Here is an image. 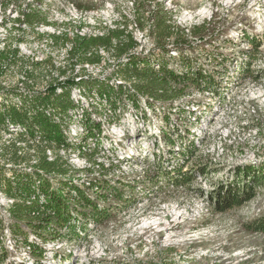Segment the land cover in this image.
<instances>
[{
	"label": "built area",
	"instance_id": "built-area-1",
	"mask_svg": "<svg viewBox=\"0 0 264 264\" xmlns=\"http://www.w3.org/2000/svg\"><path fill=\"white\" fill-rule=\"evenodd\" d=\"M27 2L25 1L20 9H17L14 4H9L8 7H5L2 5V1L0 2V10L4 8L5 12L13 8L16 11L14 16L16 24L12 26L13 28H8L7 24L4 25L3 21L0 20V27L3 30H7L8 28V32H6L9 33V37L16 35L13 40V48H16L18 51V62L16 65L9 66H23L21 69L22 76L14 82L13 86L6 87L5 83L0 86V100H2L3 94L8 91L6 89L10 88H17V91L25 96H45L50 91L55 90V92L61 93L66 88H70L71 100L76 105V108L70 112L69 117L65 120V135L67 136V145L70 148L64 146L47 148L46 155L48 160L50 162L55 161L53 154L57 155V159H59L64 153L77 151L78 160L82 159L85 163H89L90 169L91 167L102 168L104 172L113 171L112 174L115 175L109 176L108 174H104L103 176H99V174H96L97 176L94 177H80L77 173H83L86 168H83L81 171L74 170L67 163L68 169L71 170L67 175L57 173L45 174L40 171L41 174L45 175L55 185L57 192L63 197L69 194L70 197L77 198L79 197L77 191H81L95 203L98 211L107 209L110 217L98 221L99 218L96 216V211H94L92 206L88 209L74 206L72 199V201L67 203L72 207L74 219L71 223L76 230L75 234L71 236L69 235V229L63 228L59 238L43 239L29 228H25L28 243L23 239H16L13 236L12 226L14 221L12 210L16 200L8 196L0 188V239L2 240L0 244V264H45L49 260L56 261L54 262L55 264H64L62 260L65 257V253L59 254L58 251L60 250L58 248L54 249V247L58 246L59 242H63L65 239L73 240L77 243L85 242L90 237L88 236V232L92 227L100 226L105 221L113 218L114 213L125 212L131 207L128 201L133 196V192L136 191L135 188L139 185H147L150 190L157 188L172 192L173 189H175L174 191L177 190L179 183L181 186L185 185L189 188V181L191 179H196L197 175H206L212 166H216L218 169L213 173L214 175H219L221 173L220 170L227 167L228 169H236L235 165L237 163H235V157L240 159L242 157L241 154L235 153L225 158L227 162L220 163L215 159L213 160V158L211 161L203 160L199 153H204L203 151L212 144L215 134L219 131V126L221 125L220 118L227 112V107H220L218 108L220 112L214 117L215 108L211 104H215L216 101H222L221 104L225 103L224 101H228L229 103L231 98L226 100L227 92L233 89H241L245 78L249 75L250 67L246 65L244 68L241 65L244 64L242 63L243 60H238V58L249 59V55L243 57V54L249 52L251 47L250 44L244 43L246 35L243 31L239 33L232 31L230 38L228 37L229 33H224L225 36H223V33L220 34V30L213 27L216 31L213 36L191 39L192 51L188 49L185 53H180L172 49L166 56L165 60L169 64V69L182 74L187 72V70L185 67H180L177 62L180 60V55H184L185 59L194 65V71H203L214 78V91L211 89L192 91L190 95L174 101L173 105H163L160 101L153 102V100L143 96H139L137 104H134L125 97L122 104H119V109L114 112L110 106L105 105L97 97L94 89L88 91L86 87L88 83L93 84L95 81H105L115 88L120 85L132 88L130 82H126L116 75L117 63L113 57V63H109L110 71L107 72L102 69L103 65L104 67L107 66L103 58L104 53H107V51H100L102 60L98 64L74 62L71 65L68 53L67 67L63 68H56L51 57L45 56L39 59L35 58L31 51H26L29 56H24L21 53L26 47L27 38L31 39L32 42L37 40L39 43L44 41L47 45H54L51 35H47V39L43 35L48 30H52V36H63L66 34L72 40L77 37H87L84 33L83 25H99L97 19H100V15L105 14L104 12H111L112 8L106 7L105 10L99 12H83L74 4H68L63 12L53 11L52 14H49L44 9L36 8L33 4L35 0H27ZM131 5L135 8V2L132 0ZM11 9L9 11H12ZM154 9L155 7H153ZM166 11L169 12L171 10L167 9ZM31 13L40 14L45 18L46 22L32 25L26 23L25 14ZM117 13L121 18L119 22H122L123 18L128 20L127 16L122 12L119 11ZM172 17L171 24L177 28L176 18ZM119 22H116V28ZM152 23L151 21L145 30H141L138 28L134 17L133 24L135 30L138 31L139 35H142L140 33L144 32L149 37L141 41L138 39V34L133 36L135 42L138 44V47L135 49L137 55L152 57L158 52L155 39L150 35ZM129 27L130 25L128 26V30L132 33ZM100 29L104 33L89 37L104 36L109 30ZM183 30L187 34H191L192 31L188 28H183ZM139 31L141 32L139 33ZM6 37L2 40L3 45L0 48V54L8 47L7 43L4 42L7 39ZM168 41L169 43L173 42L172 39ZM229 45L232 48H228ZM63 46L69 48L70 52L71 43L68 42ZM48 60L52 62L55 69L52 70L46 67ZM38 63L44 64V66L41 67V70H43L40 74L41 77L35 79L32 77V74H37L35 73V64ZM157 63L156 67L159 69V61ZM0 66H2L3 70V79H6L7 74L5 70L7 65L0 62ZM257 69L251 72V78L254 80L253 83L255 85L260 83V80L264 78V63L262 67L260 66ZM60 70L64 74L60 73ZM229 73L232 74L234 80L230 85L224 87L221 81ZM54 79L57 82L53 81ZM260 85L263 84L261 83ZM193 95H198L200 97L198 99L202 100L191 99ZM204 100H208L210 103L202 102ZM16 103L17 107H23V103L19 99H17ZM206 104L209 107L204 109L203 106ZM87 112L90 114L93 125L96 122L100 126L99 129L96 130L93 127L87 126L85 118ZM128 114L131 115L130 119L127 118ZM126 119L132 126H138L139 128L131 129L125 127L123 120ZM91 132L93 135H90ZM42 142L39 136L29 134L28 130L23 126L14 125L10 122H7L5 126H0V168L28 173L39 171L36 168L37 160L35 153L37 146L42 144ZM105 142L108 144L105 145ZM13 143H16L20 148V156H26L31 159L23 163L11 161L5 150ZM235 145V142H229L228 144L221 143L218 147V157H222L226 149L234 148ZM85 153L93 156V162L88 161V157V159L84 157ZM101 153L102 155H112V157H115L117 164L106 168V164L95 159V155L99 156ZM244 158L245 160L240 161L239 164H256V162L259 163L262 160L260 157L256 159L255 156L253 158ZM181 161L185 164L184 167L181 166L180 168V172L183 174L178 173ZM205 165L208 168L204 169L205 172H202L203 170L200 167ZM142 166H149V171L141 173ZM135 167H140V172H137ZM90 169L86 171H91ZM237 181L243 186L244 183H250L251 177H247L245 180L243 177H238ZM64 183H67V186L63 188L62 184ZM128 188L131 192L129 195L123 193V190ZM118 191L122 192V196L126 200L124 203H120L115 198V192L117 194ZM99 196L102 198L99 199ZM110 198L113 199V202ZM118 206L119 208H117ZM33 246L36 249L38 248V251L36 250L38 253L35 252Z\"/></svg>",
	"mask_w": 264,
	"mask_h": 264
},
{
	"label": "rangeland",
	"instance_id": "rangeland-1",
	"mask_svg": "<svg viewBox=\"0 0 264 264\" xmlns=\"http://www.w3.org/2000/svg\"><path fill=\"white\" fill-rule=\"evenodd\" d=\"M1 1L10 2L17 9H20L25 1L28 3L27 0ZM132 1H135V8L132 7L131 0H35L33 4L49 14L53 11L63 12L68 4H74L83 12H99L106 7H111V12H104L105 14L97 19L99 25H83L87 37L104 33L100 28L116 29V22L121 20L117 13L119 11L127 16L130 22L129 29L134 36L138 34L133 24L134 17L139 15L140 18L148 19L150 8L153 11V7H157V2H160L159 4H162L166 10H171L170 15L176 18L177 26L181 29L192 30L208 22L212 29L216 27L223 36H225L224 33H229L230 38L232 31L238 33L243 31L246 35L244 43L251 45L249 52L243 54V57L249 55V59L238 58V60H243L244 64L241 65L244 68L246 65L250 67L249 75L245 78L241 89L227 92L226 100L231 98L229 103L224 101L225 103L221 104L222 101H216L215 104H211L215 108L214 117L220 112L218 109L220 107H227V112L220 118L221 125L212 144L203 151L204 153H199L203 160L211 161L213 158L220 163L227 162L225 158L235 153L241 154L242 157L240 159L235 157V163H237L235 170L227 167L220 170L219 175H214L213 173L218 169L212 166L206 175H197L196 179H191L189 188L179 183L176 191L173 189L169 192L157 188L150 190L147 185H139L128 201L131 207L125 212H116L110 220L98 227H92L88 232L90 237L85 242L77 243L65 239L54 249L58 248L59 254L65 253L62 260L64 264H264V234L248 231L245 227L246 224L264 218V184H259L253 190L254 195L248 198L251 191L243 194L240 191L242 185L237 181L238 170L264 168V78L256 85L251 78V72H254V69L258 70L257 68L262 67L264 63V0H232L231 3H228V0ZM255 4H257L256 7H254ZM3 9L0 10V20L10 28L16 24L14 22L16 11L10 8L12 11L8 9L4 12ZM185 16H189L190 19H185ZM7 30L0 27V48L6 36L7 39L4 41L6 45L14 47L13 40L16 35L9 37ZM52 34V30H48L43 35L47 39V35L52 36ZM140 34L142 35L137 36L141 41L149 38L144 32ZM248 39L250 40L247 41ZM26 40V47L21 52L24 56H29L26 51H31L35 58L51 57L56 68L67 67L69 48L47 45L44 41L32 42L29 38ZM230 47L231 45L228 46ZM103 58L107 66L101 67L109 72V63H113V58L108 52L104 53ZM6 67V79H3L0 71V75L2 74L0 86L3 83L6 87L13 86L14 82L22 76L23 66L7 65ZM233 80L232 74L229 73L221 82L225 87ZM261 83L263 85H260ZM198 98H200L198 95H193L191 99L202 100ZM202 102L210 103L208 100ZM208 107L207 104L203 106L204 109ZM127 118L130 119L131 115L128 114ZM149 118L152 120L151 117ZM123 124L131 129L139 128L132 126L127 119L123 120ZM229 142H235V147L226 149L224 155L218 157V147L221 143ZM76 152L64 153L59 159L69 164L74 170L81 171L86 168L83 173H77L80 177H94L97 176L96 174L115 175L112 174L113 171L106 173L102 168L91 167L90 169L89 163H85L82 159L78 160L79 156ZM254 156L256 159L262 158L261 162L239 164L240 161L245 160L244 157L253 158ZM53 159L56 160L57 155L53 154ZM95 159L106 164V168L117 164L112 155L106 156L101 153L99 156L95 155ZM181 166H185L182 161L179 165V174H183L180 172ZM135 168L137 172H140V167ZM148 168L149 166H142L141 173L148 172ZM88 169L91 171H86ZM252 180L253 178L250 185L254 186L256 182ZM228 190L231 194L238 191L236 195L243 200V205L225 213H219L213 207L219 201L220 195H225ZM123 193L129 195L131 192L128 188L123 190ZM110 200L113 202L112 198ZM167 206L186 210V216L181 225H177V241L169 243L166 241V233H157L158 231L155 230L150 231V234L137 232L139 224L144 219L153 218L158 213H165ZM166 220L171 222V216H168ZM54 262L56 261L49 260L45 264H55Z\"/></svg>",
	"mask_w": 264,
	"mask_h": 264
},
{
	"label": "trees",
	"instance_id": "trees-1",
	"mask_svg": "<svg viewBox=\"0 0 264 264\" xmlns=\"http://www.w3.org/2000/svg\"><path fill=\"white\" fill-rule=\"evenodd\" d=\"M9 4L10 2H2L5 7H8ZM156 5L157 7L153 11L150 8L148 19L140 18L139 15H136L135 18V22L141 30H145L149 23L153 22L150 27V35L155 39L158 52L152 57L135 53L138 44L128 30L129 21L126 18H123L122 22L117 24L116 29H109L104 36L77 37L73 40L66 34L51 36L56 47L63 46L68 42L72 44L69 52L71 65L74 62L98 64L102 60L101 50L111 53L117 63L116 75L124 81L130 82L132 88L124 85L115 88L105 81L88 83L86 87L88 91L94 89L97 97L105 105L110 106L114 112L119 109V104H122L125 97L134 104H137L139 96H143L148 97L153 102L160 101L163 105H173L174 101L190 95L192 91L215 90L214 78L203 71H194V65L186 60L184 55H180V60L177 62L180 67H185L187 70L182 74L170 70L165 59L170 50L185 53L186 50L193 48L191 39L207 38L213 36L216 31L211 28L210 23H205L192 29L191 34H187L183 29L178 26L175 28L171 24V15L164 9L162 4L158 3ZM25 22L32 25L45 23L46 20L38 13H31L25 14ZM169 39H172L173 42L169 43ZM17 53L16 48L7 47L0 54V62L5 65H16L18 62ZM158 61L159 69L156 67ZM43 66L44 64H35V73L37 74H32V77L39 79L43 71L41 67ZM46 67L52 70L55 69L50 60L46 62ZM0 71H3L2 66H0ZM60 73L64 74L62 70H60ZM6 90L8 91L3 94L2 100H0V126H5L7 122L23 126L29 134L37 135L43 141L42 144L37 146L35 153L36 168L39 171L28 173L0 168V188L16 200L12 210L13 236L28 243L25 228H29L43 239L59 238L63 228L69 229V235L73 236L76 232L74 225L71 223L74 217L72 207L68 204L72 199L74 206H81L86 209L92 206L99 218L98 221L108 219L110 216L107 209L98 211L95 203L81 191H77L79 195L77 198H72L69 194L63 197L57 192L55 185L40 172L67 175L71 171L65 162L60 161V159L50 162L46 155V150L50 147L64 146L70 148L67 145V136L65 135V120L69 117L70 112L76 108L71 100V89L66 88L61 93H57L55 90L50 91L45 96H25L18 92L17 88ZM17 99L23 103V107H17ZM148 101L150 102V100ZM85 118L87 126L96 130L100 128L96 122L93 125L88 112ZM90 135H93V133L91 132ZM5 151L8 158L15 163H23L31 159L19 155L20 148L16 143L8 146ZM84 157H88V161L93 162L91 154L85 153ZM207 168V165L200 167L203 170L202 172H205L204 169ZM237 172L239 178L243 177L245 180V178L251 177L256 182L254 186H251L250 183H244L242 186L240 191L243 194L251 191L248 198L254 195L253 190L259 184H264V168L258 170L242 169V171L238 170ZM66 186L67 183L62 184L63 188ZM236 194L238 195V191L231 194V191L228 190L225 195H220L219 201L213 208L219 213H225L228 210L241 207L243 200ZM101 198L99 196V199ZM115 198L120 203L126 201L121 191H118L117 194L115 192ZM245 227L248 231L264 234V218L246 224ZM1 242L0 239V244ZM33 248L35 252L38 251V248L36 249L34 246Z\"/></svg>",
	"mask_w": 264,
	"mask_h": 264
},
{
	"label": "bare ground",
	"instance_id": "bare-ground-1",
	"mask_svg": "<svg viewBox=\"0 0 264 264\" xmlns=\"http://www.w3.org/2000/svg\"><path fill=\"white\" fill-rule=\"evenodd\" d=\"M231 3L232 0H228ZM257 4L254 5L256 7ZM204 13V11L202 12ZM185 19H190L189 16H185ZM165 213H158L153 218L144 219L137 228V232L142 234H150V231H158L157 233H166V241L171 243L177 241V225H181L184 217L186 216V210L176 206H167ZM168 216H171L172 221L166 220ZM176 227V229H175ZM98 255V254H97Z\"/></svg>",
	"mask_w": 264,
	"mask_h": 264
}]
</instances>
